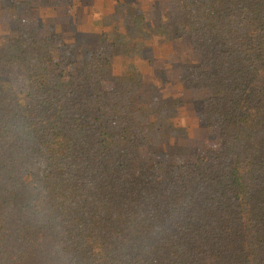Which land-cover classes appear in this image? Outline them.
<instances>
[{
	"label": "trees",
	"instance_id": "16d2710c",
	"mask_svg": "<svg viewBox=\"0 0 264 264\" xmlns=\"http://www.w3.org/2000/svg\"><path fill=\"white\" fill-rule=\"evenodd\" d=\"M206 39L224 52L205 87L221 148L207 165L178 164L160 188L120 182L131 149L182 135L178 103L135 108L143 77L131 63L113 91L111 60L131 58L153 33L129 12L125 33H102L82 69L43 85L49 37L18 31L0 66L18 65L38 90L28 105L0 90V264H264V92L241 96L264 75V0H205Z\"/></svg>",
	"mask_w": 264,
	"mask_h": 264
},
{
	"label": "rangeland",
	"instance_id": "374dc122",
	"mask_svg": "<svg viewBox=\"0 0 264 264\" xmlns=\"http://www.w3.org/2000/svg\"><path fill=\"white\" fill-rule=\"evenodd\" d=\"M205 0H0V50L7 47L19 30L32 41L49 37L55 45L49 50L48 73L43 85L63 84L83 66L85 54L92 51L102 33H122L134 28L125 22L129 12L144 17L143 28L162 27L161 33L145 41L131 58L114 56L112 71L104 82L108 92L133 63L143 75L135 108L152 98L178 103L176 123L182 135L168 137L157 147L131 149L128 166L117 173L120 182L154 180L162 188L172 167L188 162L207 165L209 151L221 148L224 134L210 110L208 99L214 91L205 87L213 70V60L224 52L212 45L202 29V3ZM153 38V39H152ZM13 87L28 105L39 99L37 87L20 66H0V90ZM264 92V75L243 91L244 106L253 107Z\"/></svg>",
	"mask_w": 264,
	"mask_h": 264
},
{
	"label": "crops",
	"instance_id": "0c3cea01",
	"mask_svg": "<svg viewBox=\"0 0 264 264\" xmlns=\"http://www.w3.org/2000/svg\"><path fill=\"white\" fill-rule=\"evenodd\" d=\"M145 25V24H144ZM157 27H154L153 29H156ZM150 30H152V29H150ZM156 35L153 33L152 35H151V37H155ZM153 39V38H152ZM143 76V75H142Z\"/></svg>",
	"mask_w": 264,
	"mask_h": 264
}]
</instances>
